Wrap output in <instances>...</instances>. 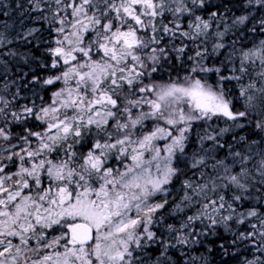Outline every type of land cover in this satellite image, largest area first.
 <instances>
[{
	"label": "snow or ice",
	"instance_id": "obj_1",
	"mask_svg": "<svg viewBox=\"0 0 264 264\" xmlns=\"http://www.w3.org/2000/svg\"><path fill=\"white\" fill-rule=\"evenodd\" d=\"M0 0V264H264V0Z\"/></svg>",
	"mask_w": 264,
	"mask_h": 264
},
{
	"label": "trees",
	"instance_id": "obj_2",
	"mask_svg": "<svg viewBox=\"0 0 264 264\" xmlns=\"http://www.w3.org/2000/svg\"><path fill=\"white\" fill-rule=\"evenodd\" d=\"M6 2L12 5V7L8 9L10 15L8 17H2V19L6 21L8 24H13L18 20V16H19V13L14 11L15 0H6Z\"/></svg>",
	"mask_w": 264,
	"mask_h": 264
}]
</instances>
